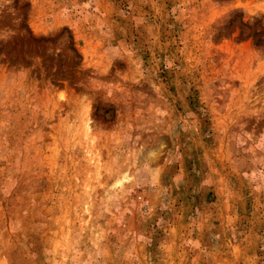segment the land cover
I'll return each mask as SVG.
<instances>
[{
  "label": "rangeland",
  "instance_id": "374dc122",
  "mask_svg": "<svg viewBox=\"0 0 264 264\" xmlns=\"http://www.w3.org/2000/svg\"><path fill=\"white\" fill-rule=\"evenodd\" d=\"M0 264H264V0H0Z\"/></svg>",
  "mask_w": 264,
  "mask_h": 264
}]
</instances>
